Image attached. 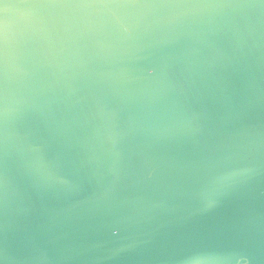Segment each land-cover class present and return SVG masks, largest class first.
Here are the masks:
<instances>
[{
    "label": "water",
    "instance_id": "95a60500",
    "mask_svg": "<svg viewBox=\"0 0 264 264\" xmlns=\"http://www.w3.org/2000/svg\"><path fill=\"white\" fill-rule=\"evenodd\" d=\"M27 2L0 17V264H264V2Z\"/></svg>",
    "mask_w": 264,
    "mask_h": 264
},
{
    "label": "snow or ice",
    "instance_id": "6c2138e0",
    "mask_svg": "<svg viewBox=\"0 0 264 264\" xmlns=\"http://www.w3.org/2000/svg\"><path fill=\"white\" fill-rule=\"evenodd\" d=\"M45 3H48L52 6L65 5V4H76V3H90L91 0H44ZM264 2V0H262ZM29 6L27 0H0V17L7 15L9 8ZM3 27V21L0 20V29ZM151 73H149V76ZM199 264V262H197Z\"/></svg>",
    "mask_w": 264,
    "mask_h": 264
}]
</instances>
